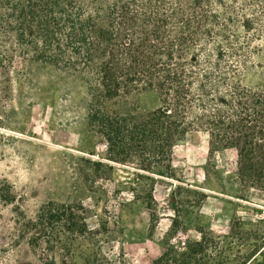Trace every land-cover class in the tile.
Here are the masks:
<instances>
[{
    "label": "trees",
    "instance_id": "trees-1",
    "mask_svg": "<svg viewBox=\"0 0 264 264\" xmlns=\"http://www.w3.org/2000/svg\"><path fill=\"white\" fill-rule=\"evenodd\" d=\"M261 40L264 0H0V67L32 59L82 77L90 128L106 140L110 160L138 165L133 173L139 184L147 180L149 208L154 175L175 177V146L196 130L208 134L211 149L236 151L243 189L264 191V66L258 87L244 80ZM147 90L158 93L154 110L116 108ZM26 226L49 247L89 228L83 207L57 202L43 205ZM208 243L202 230L197 249L164 252L151 264H189Z\"/></svg>",
    "mask_w": 264,
    "mask_h": 264
},
{
    "label": "rangeland",
    "instance_id": "rangeland-1",
    "mask_svg": "<svg viewBox=\"0 0 264 264\" xmlns=\"http://www.w3.org/2000/svg\"><path fill=\"white\" fill-rule=\"evenodd\" d=\"M257 44L244 76L251 87L263 78L264 41ZM88 101L84 79L51 63L0 67V264H151L164 252L197 249L202 230L208 247L189 264H264V191L241 187L234 149H211L206 132H190L175 146V177L154 175L149 208L147 180L138 183L136 163L108 158L106 140L89 126ZM158 105V93L147 90L116 108L144 114ZM48 202L83 207L88 231L49 247L26 226Z\"/></svg>",
    "mask_w": 264,
    "mask_h": 264
}]
</instances>
